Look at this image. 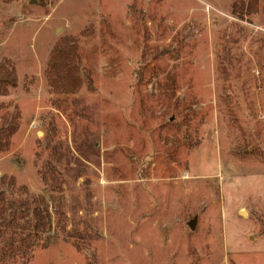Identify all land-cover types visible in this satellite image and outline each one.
I'll list each match as a JSON object with an SVG mask.
<instances>
[{"label": "rangeland", "instance_id": "374dc122", "mask_svg": "<svg viewBox=\"0 0 264 264\" xmlns=\"http://www.w3.org/2000/svg\"><path fill=\"white\" fill-rule=\"evenodd\" d=\"M235 3L0 2V181L47 216L25 264H264V0Z\"/></svg>", "mask_w": 264, "mask_h": 264}, {"label": "trees", "instance_id": "16d2710c", "mask_svg": "<svg viewBox=\"0 0 264 264\" xmlns=\"http://www.w3.org/2000/svg\"><path fill=\"white\" fill-rule=\"evenodd\" d=\"M15 0H0L10 4ZM241 2L236 7L241 14L255 11L257 0H236ZM82 60L78 45L71 39H64L50 58L47 77L51 88L59 93L76 94L82 79ZM17 84L15 70L10 65L0 66V94L7 92L8 87ZM16 206L15 201L7 197L0 181V264H25L29 253L24 251L27 243L34 242L36 235L46 230L45 216L40 208L25 204ZM42 228V229H41ZM27 253V254H26Z\"/></svg>", "mask_w": 264, "mask_h": 264}, {"label": "water", "instance_id": "95a60500", "mask_svg": "<svg viewBox=\"0 0 264 264\" xmlns=\"http://www.w3.org/2000/svg\"><path fill=\"white\" fill-rule=\"evenodd\" d=\"M198 223V217H195L193 221H191L188 226L191 231H194Z\"/></svg>", "mask_w": 264, "mask_h": 264}]
</instances>
